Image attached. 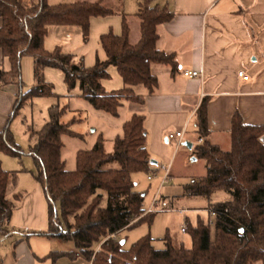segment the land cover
I'll use <instances>...</instances> for the list:
<instances>
[{"label": "trees", "instance_id": "1", "mask_svg": "<svg viewBox=\"0 0 264 264\" xmlns=\"http://www.w3.org/2000/svg\"><path fill=\"white\" fill-rule=\"evenodd\" d=\"M143 0L140 17L141 38L130 41L126 21L123 32L101 36L107 59L94 66H85L61 47L49 51L45 37L54 25L81 26L84 40L90 33L93 17L117 13L101 0L50 4L37 0L27 4L20 0H0V50L10 67H0V89L9 84L20 88L6 126L0 130V154L15 157L21 168L6 170L0 159V236L10 233L13 211L21 205L23 193L17 189L19 174L26 171L25 152L16 142L11 122L28 102L36 98L55 97L48 110V120L40 130L29 128L32 141L29 155L34 160V178L42 184L49 204V230L30 234L73 241L79 254L92 264H257L264 263V126L244 123L236 113L232 118L231 148L223 149L207 140L208 99L196 110L194 128L202 144H195V155L206 161L207 173L192 178L185 186L184 196L204 199L208 216L186 218V233L190 246L175 245L165 237V248L154 246V239L144 236L125 248L119 233L143 222H153L156 212L144 206L145 193L135 189L132 175L136 172L157 173L147 148L145 115L139 111L124 123L123 133L115 137L112 151L105 148V138L99 136L91 149L79 150L76 167L67 169L62 157L63 135L82 136L71 127L79 119L63 121L68 105H61V96L45 80V69L57 68L64 73L69 90L79 86L80 96L94 108L114 116L119 115L125 101L141 107L145 99L135 90L142 85L153 94L158 84L154 64H166L177 70L174 53L158 47V26L174 17L167 5H151ZM34 59L36 84L24 90L22 60ZM116 66L124 87L107 91L103 80L109 77V67ZM224 191L227 199L216 200L215 193ZM11 193V196H9ZM60 209V213L58 209ZM214 213L212 222L210 214ZM48 257H76L72 251H53ZM0 264L2 258L0 257Z\"/></svg>", "mask_w": 264, "mask_h": 264}, {"label": "crops", "instance_id": "2", "mask_svg": "<svg viewBox=\"0 0 264 264\" xmlns=\"http://www.w3.org/2000/svg\"><path fill=\"white\" fill-rule=\"evenodd\" d=\"M20 1L31 5L37 0ZM48 1L50 4H58L96 0ZM101 1L104 3L105 0ZM141 3L143 0H131L128 9L129 3L124 0L123 9H115L117 13L93 17L87 41L84 40L81 26H50L45 37V48L53 51L61 47L63 52L73 54L75 60L82 59L85 66H94L98 61L107 59L101 45V36L108 32L122 34L124 21L130 28L131 43L139 42L141 30L138 13ZM151 5H167L175 14L170 21L158 26V47L174 53L178 66L172 73L170 65L154 64L152 70L158 78L155 92L148 94L144 88L138 93V87L135 90L145 99L141 112L145 115L147 148L150 156L155 161L157 170L162 165L171 167L172 180V177L182 176V172L176 169L175 152L180 150V146L185 145L186 141L192 143V148L198 142L194 118L203 100L208 99L210 134L207 140L225 150L231 148L232 118L236 113L242 116L246 124L264 126V0H152ZM131 16L135 18L134 22L139 28L138 34L133 35ZM34 65L32 57L23 58L24 90L36 84ZM0 67L5 70L10 67L2 50ZM184 70L199 71L202 75L187 77L183 74ZM240 70L246 72L248 80L238 75ZM108 71L109 77L103 80L105 89L107 91L122 89L125 85L118 68L110 66ZM44 74L46 82L53 84L55 93L61 96L60 102L67 104L68 109L73 101L86 100L80 96L79 86L73 90L68 89L61 70L48 67ZM19 91L17 84H9L0 89V130L8 122ZM50 98L57 100L55 97ZM128 102L125 101L120 108L126 107ZM72 108L78 110L76 106ZM78 119L79 122L82 120L81 117ZM183 129L186 131L185 138L180 146L168 140L170 132ZM95 132L97 133V129ZM79 134L81 137L84 135ZM102 134L104 135L103 131H100L96 140ZM26 156V161L34 162L28 151ZM182 158L181 166L185 169L190 168L189 160L192 162L199 160L189 153H184ZM203 162L206 172L197 177H203L207 173L206 161ZM25 167L27 170L19 174V184L17 183V189L25 192V196L21 205L12 213L10 233L0 236L2 264H92L79 254L73 241L30 234L32 231L49 230V204L44 187L34 178L33 170L26 164ZM17 169L20 168L14 167L12 170ZM157 173L163 176L159 170ZM28 174L32 175L33 180ZM28 180H31L28 184L29 189L26 188ZM225 199L227 195L224 196L223 200ZM204 203L206 206L204 204L203 208H198L202 213H198V209L195 208V213L187 217L195 219L200 214L207 217V202ZM187 210L183 209L181 212ZM212 218L210 214V219ZM60 241L63 243L59 245ZM53 251H72L76 253V257L53 260L48 257ZM257 264L264 263L259 261Z\"/></svg>", "mask_w": 264, "mask_h": 264}, {"label": "rangeland", "instance_id": "3", "mask_svg": "<svg viewBox=\"0 0 264 264\" xmlns=\"http://www.w3.org/2000/svg\"><path fill=\"white\" fill-rule=\"evenodd\" d=\"M129 3L130 8L131 0H126ZM124 0H105L104 4L113 9H123ZM128 12V11H127ZM131 23L133 24V35L138 34V26L135 24L133 16H131ZM139 22L138 20H136ZM136 25V26H135ZM138 93L144 89V86L140 85L137 88ZM56 103L54 98L43 97L36 98L33 102H28L23 106L21 112L11 122V129L15 135L16 142L25 152L23 157V163L27 167L35 170L34 162L27 160L26 152L29 151L32 141L29 138V128L34 131L40 130L48 120L49 106ZM61 103V102H60ZM61 105H64L61 103ZM70 109L62 118L67 122L74 118H82L79 122L72 125V129L77 133L84 134L83 137H75L69 135H63L62 140L64 146L62 149V157L66 162L67 169L74 170L76 167V154L78 150L91 149L95 146L97 140V134L103 131L105 138V145L107 151L113 149V139L119 134L123 133V125L125 122L131 119L133 114L141 111L142 107L136 103L128 102L126 107L120 108L119 116H114L110 113L97 110L88 100L73 101ZM76 106L78 110L72 108ZM97 129V133L95 132ZM180 150L175 152L176 169L182 172V176L172 177V180L160 187L162 175L146 172L133 173L132 178L136 183L135 189L145 193L144 206L146 209L154 207L156 212L153 222H143L132 228L124 229L119 233L121 241H125V248H130L140 238L150 235L154 241V246L158 249L165 248V237H169L175 245L185 243L190 246L189 235L182 231L186 227V217L195 213V208H203L205 200L200 198H191L184 196L185 186L191 180V178L201 176L205 174V166L203 160L199 159L197 162L189 160L190 168L185 169L181 166V160L184 153H189L194 158L195 149L188 146L181 145ZM2 165L6 170H12L14 167L21 168L19 160L12 156H5L0 154ZM25 160V161H24ZM29 178L33 180L32 175ZM152 177L151 179L149 177ZM31 180H28L26 188L29 189L28 184ZM18 182V181H17ZM19 184V183H18ZM27 189V190H28ZM20 191V190H19ZM227 195L224 191L215 193L216 200H223ZM11 196V193H9ZM25 196V192H23ZM156 201V203H155ZM156 205H155V204ZM206 206V204H205ZM59 213L60 209L57 208ZM183 209H188L187 212H181ZM199 211V212H198ZM198 213H202L200 209ZM55 243V242H54ZM63 243L59 242V245ZM55 245V244H54Z\"/></svg>", "mask_w": 264, "mask_h": 264}, {"label": "built area", "instance_id": "4", "mask_svg": "<svg viewBox=\"0 0 264 264\" xmlns=\"http://www.w3.org/2000/svg\"><path fill=\"white\" fill-rule=\"evenodd\" d=\"M183 74L187 77H200L202 74L199 71H195V70H184ZM238 75L243 78L244 80H248L249 76L246 74V72L244 70H240L238 72ZM185 129L183 130H179V131H175V132H170L168 134V140L171 142H176L177 146H180L183 143V140L185 138ZM204 142V138L199 137L197 144H202ZM159 172L163 173L162 176V180H161V184L160 187H162L163 185H165L167 182H169L171 180V167L168 165H162L160 166V169H158ZM158 173H156L155 175H157ZM150 179L152 178L151 176L149 177ZM156 203V201H155ZM154 203V204H155ZM156 205V204H155ZM154 211V207L152 206L151 208L147 209L146 213L148 212H152ZM211 216L214 217V213H211ZM210 222H212V219L210 220ZM182 231L186 232V227H184L182 229Z\"/></svg>", "mask_w": 264, "mask_h": 264}, {"label": "water", "instance_id": "5", "mask_svg": "<svg viewBox=\"0 0 264 264\" xmlns=\"http://www.w3.org/2000/svg\"><path fill=\"white\" fill-rule=\"evenodd\" d=\"M262 141L264 142V137L262 138ZM184 144H185L186 146H188L189 148H192V143H191V142L186 141ZM154 163H155V161H152V164H154ZM121 243L124 244L125 241H121Z\"/></svg>", "mask_w": 264, "mask_h": 264}]
</instances>
